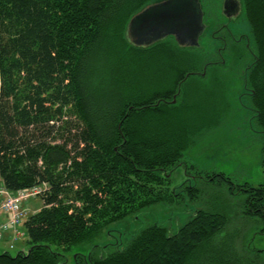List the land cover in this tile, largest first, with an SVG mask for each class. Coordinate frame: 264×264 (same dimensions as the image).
Wrapping results in <instances>:
<instances>
[{
  "label": "trees",
  "instance_id": "trees-1",
  "mask_svg": "<svg viewBox=\"0 0 264 264\" xmlns=\"http://www.w3.org/2000/svg\"><path fill=\"white\" fill-rule=\"evenodd\" d=\"M162 1L0 0V178L12 192L45 185L44 206L21 226L29 249L2 252L0 264H69L63 252L185 191L198 207L177 232L155 223L75 264H262L232 225L257 220L264 234V185L214 172L207 188L172 189L184 152L221 117L192 82L219 62L173 36L131 40L130 20ZM218 1L205 3L204 22L219 17ZM239 3L251 33L241 53L253 55L244 94L264 137V0ZM228 44L217 42L218 56Z\"/></svg>",
  "mask_w": 264,
  "mask_h": 264
},
{
  "label": "rangeland",
  "instance_id": "rangeland-1",
  "mask_svg": "<svg viewBox=\"0 0 264 264\" xmlns=\"http://www.w3.org/2000/svg\"><path fill=\"white\" fill-rule=\"evenodd\" d=\"M208 1L212 0H202L203 10L207 9L205 3ZM221 8L219 7L218 11H213L211 14L222 17ZM221 22L228 24L234 37L227 40L229 44L222 51V55L218 56L214 48L220 40L213 38L210 41L211 38L208 35H202L200 46L207 54V58L211 61L218 60L219 63L211 64L206 74L195 75L192 79L193 84L204 87L216 101L219 109L216 108L215 112L221 113V117L215 120L216 124L207 128L197 138L195 144L184 152L182 163L171 172L172 189L178 191H185L187 187L192 186L207 188L212 183L209 177L214 172H223L236 183L249 182L254 186L264 185V137L263 133L254 126V111L249 108V96L244 94L249 92L245 85V74L253 57L252 54L243 55V51H246L245 46L250 48V28L242 8L239 14L233 17L232 22L225 18H221ZM204 23L209 30L213 18L206 17ZM229 29L223 26L220 32L225 35ZM240 37L241 39L236 41ZM209 193L208 196L212 194V191ZM197 203L198 201L191 198L185 191L180 204H157L147 207L137 215H130L111 224L100 237L76 245L63 254L69 264H75L77 254L90 259V254L96 245H109L105 248V253L122 249L133 235L155 223L165 225L171 233H175L194 214V210L198 207ZM43 206L44 200L41 196H32L23 204L28 216L36 213ZM0 214L5 215L4 212ZM232 227L241 228V231L247 234L246 248L250 253L257 255V250H261L259 260L264 264V234L259 231L261 223L259 224L257 220L247 222V219L245 221L241 218L237 219ZM22 231L23 238L14 243V248L7 250L13 255L20 252L24 245L27 250L29 249L25 228ZM2 242L0 240V254L4 252L1 251ZM85 262L83 264H86Z\"/></svg>",
  "mask_w": 264,
  "mask_h": 264
},
{
  "label": "water",
  "instance_id": "water-1",
  "mask_svg": "<svg viewBox=\"0 0 264 264\" xmlns=\"http://www.w3.org/2000/svg\"><path fill=\"white\" fill-rule=\"evenodd\" d=\"M128 29L138 46H148L168 36L177 37L181 46H199L206 29L202 1L164 0L149 5L130 20Z\"/></svg>",
  "mask_w": 264,
  "mask_h": 264
},
{
  "label": "built area",
  "instance_id": "built-area-1",
  "mask_svg": "<svg viewBox=\"0 0 264 264\" xmlns=\"http://www.w3.org/2000/svg\"><path fill=\"white\" fill-rule=\"evenodd\" d=\"M44 186H35L12 192L3 183L0 184V212L9 215L7 221L0 223V240H4L8 233H11L12 241L10 248H14V243L24 236L21 226L26 218H28L27 211L23 207L24 201L44 192Z\"/></svg>",
  "mask_w": 264,
  "mask_h": 264
},
{
  "label": "flooded vegetation",
  "instance_id": "flooded-vegetation-1",
  "mask_svg": "<svg viewBox=\"0 0 264 264\" xmlns=\"http://www.w3.org/2000/svg\"><path fill=\"white\" fill-rule=\"evenodd\" d=\"M202 1V0H201ZM220 4V7H222L220 9V14L222 15V17H218V18H213V21H216L217 24H219V26L217 28H209V30H207V28L205 29V31L207 30L206 35H208V37H210V41L213 40V38H217L220 40V42L224 41L227 43V41L225 39H231L234 37L233 32L229 29L228 24L222 23L221 22V18H225L228 21L233 20L234 16H237L239 14V12L241 11V6L240 4L237 3V0H219L218 1ZM227 26V29H229L228 33H225V35H222L221 32H219L218 34H213V32H216L220 29H222L223 26ZM221 26V28H220ZM204 31V32H205ZM222 31V30H221ZM175 38V37H174ZM240 38L236 39V41L240 40Z\"/></svg>",
  "mask_w": 264,
  "mask_h": 264
},
{
  "label": "crops",
  "instance_id": "crops-1",
  "mask_svg": "<svg viewBox=\"0 0 264 264\" xmlns=\"http://www.w3.org/2000/svg\"><path fill=\"white\" fill-rule=\"evenodd\" d=\"M0 184H2V180L0 179ZM9 219V215L7 214H0V223L1 222H5ZM2 244H1V251H7L10 248V244L12 241V235L11 233H8V235L5 237L4 240H2ZM17 243V242H16ZM21 251H27L26 246L24 245L23 248H21Z\"/></svg>",
  "mask_w": 264,
  "mask_h": 264
},
{
  "label": "bare ground",
  "instance_id": "bare-ground-1",
  "mask_svg": "<svg viewBox=\"0 0 264 264\" xmlns=\"http://www.w3.org/2000/svg\"><path fill=\"white\" fill-rule=\"evenodd\" d=\"M36 196H38V195H36Z\"/></svg>",
  "mask_w": 264,
  "mask_h": 264
}]
</instances>
